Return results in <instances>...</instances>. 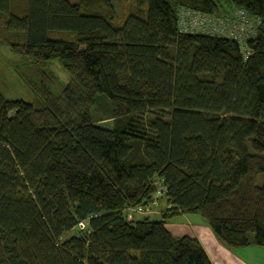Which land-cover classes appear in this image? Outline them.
Masks as SVG:
<instances>
[{
    "label": "trees",
    "instance_id": "1",
    "mask_svg": "<svg viewBox=\"0 0 264 264\" xmlns=\"http://www.w3.org/2000/svg\"><path fill=\"white\" fill-rule=\"evenodd\" d=\"M133 1L117 24L114 0H0V42L37 69L35 103L0 92V264H213L165 226L183 213L264 247V0ZM181 7L244 9L249 55L180 33ZM158 181L163 219H128Z\"/></svg>",
    "mask_w": 264,
    "mask_h": 264
},
{
    "label": "rangeland",
    "instance_id": "2",
    "mask_svg": "<svg viewBox=\"0 0 264 264\" xmlns=\"http://www.w3.org/2000/svg\"><path fill=\"white\" fill-rule=\"evenodd\" d=\"M133 0H114L116 8L115 22L117 24L121 23L130 7L133 5ZM25 60L19 55L11 52L9 47L0 42V92L6 99H19L27 102H36V94L34 90L29 86V84L24 80L25 76L34 75L37 69L34 67H28ZM47 68L53 72L56 77V81L52 84V89L54 91H59L67 82L70 80L69 73L64 70L61 62L58 59L51 60ZM39 72V70H38ZM102 115H105L101 113ZM97 115L96 106L92 110V116ZM106 116V115H105ZM164 201L161 202V208L164 207ZM160 208L154 210V212L149 214H139L135 213L133 219L140 220L145 216H148L151 220H162V216L157 212ZM127 216V215H126ZM206 225L205 219L199 213H183L177 214L165 220V226L170 230L172 228L188 229V227H196L197 225ZM209 227V226H207ZM85 227L78 226L77 229L83 230ZM77 232L76 229L71 231V233ZM70 233V234H71Z\"/></svg>",
    "mask_w": 264,
    "mask_h": 264
},
{
    "label": "built area",
    "instance_id": "3",
    "mask_svg": "<svg viewBox=\"0 0 264 264\" xmlns=\"http://www.w3.org/2000/svg\"><path fill=\"white\" fill-rule=\"evenodd\" d=\"M258 22L254 20L244 9L236 8L224 15L205 13L189 7H181L178 11V30L180 33L205 34L233 38L238 41L243 57L250 53L246 43L248 38L254 37ZM164 196L162 182L158 181L157 189L152 201L147 205H138L126 209L128 219H132L135 213L149 214L159 207L160 198ZM171 205H165L170 208ZM84 223L81 224L83 226Z\"/></svg>",
    "mask_w": 264,
    "mask_h": 264
},
{
    "label": "crops",
    "instance_id": "4",
    "mask_svg": "<svg viewBox=\"0 0 264 264\" xmlns=\"http://www.w3.org/2000/svg\"><path fill=\"white\" fill-rule=\"evenodd\" d=\"M160 212L161 209L157 213L160 215ZM169 231L175 236L189 235L198 238L213 264H264V247L249 245L229 249L216 239L206 225L188 227L186 230L172 228Z\"/></svg>",
    "mask_w": 264,
    "mask_h": 264
}]
</instances>
